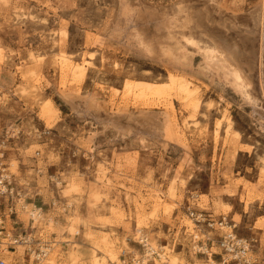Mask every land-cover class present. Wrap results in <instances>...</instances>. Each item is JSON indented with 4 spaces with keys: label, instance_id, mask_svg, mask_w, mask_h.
<instances>
[{
    "label": "rangeland",
    "instance_id": "374dc122",
    "mask_svg": "<svg viewBox=\"0 0 264 264\" xmlns=\"http://www.w3.org/2000/svg\"><path fill=\"white\" fill-rule=\"evenodd\" d=\"M214 44L251 102L208 66ZM177 78L196 86L188 101ZM0 167L44 208L7 218L50 242L42 264H208L192 239L222 231L191 209L264 256V0H0Z\"/></svg>",
    "mask_w": 264,
    "mask_h": 264
},
{
    "label": "built area",
    "instance_id": "2783aa9c",
    "mask_svg": "<svg viewBox=\"0 0 264 264\" xmlns=\"http://www.w3.org/2000/svg\"><path fill=\"white\" fill-rule=\"evenodd\" d=\"M0 197L4 202L2 205L0 201V264H42L50 254V242L37 238L32 225L23 228L15 221L9 226L7 218H17L20 211H26L33 224L43 218L44 208L36 203L28 207L30 203L26 200V194L16 187L11 175L1 167ZM53 205H56V200H53ZM189 214L195 225L205 226L211 232L222 231L217 238L204 233L205 239L199 238V235H194L192 239L193 253L207 259L208 264H264V256L254 251L252 240L238 235L236 224L227 216L218 218L213 213L195 209H191ZM18 246L23 248V263H8L4 252Z\"/></svg>",
    "mask_w": 264,
    "mask_h": 264
},
{
    "label": "bare ground",
    "instance_id": "6f19581e",
    "mask_svg": "<svg viewBox=\"0 0 264 264\" xmlns=\"http://www.w3.org/2000/svg\"><path fill=\"white\" fill-rule=\"evenodd\" d=\"M127 18V17H126ZM166 18V17H165ZM165 25V24H164ZM167 26H168V23H167ZM170 27V26H169ZM161 28V27H160ZM163 28V27H162ZM166 32V31H165ZM133 37L134 38H138L139 42L147 47V48H150L151 47V43L148 41V40H145L142 36H140L139 34L137 33H132ZM162 35V34H161ZM159 36V35H158ZM184 37V36H183ZM158 39L156 40L158 43L160 42L161 43V36L160 38L157 37ZM192 38V37H191ZM193 40V39H192ZM186 41H189L191 43H195L194 41H191L189 38H186ZM162 43H163V40H162ZM161 43V44H162ZM157 44V43H156ZM165 44V43H163ZM182 45V44H181ZM211 45V44H210ZM163 46V45H162ZM176 48V47H175ZM152 49V48H151ZM160 49H163L160 48L159 46V50ZM183 49V48H182ZM149 50V49H148ZM167 50H170V49H167ZM189 50V49H188ZM194 50V49H193ZM150 51V50H149ZM171 51V50H170ZM180 52V50H179ZM183 56L186 57V49H183ZM204 59L205 61L207 62L208 66L214 70L217 75H219L224 81L226 84H228L234 91H236L237 93H239L241 95V97L244 99V100H250L251 102V99H252V96L250 94V91H249V85L250 83L247 81V79L245 78V75L243 74V72L239 69V67H237L235 65V62H233L231 56L227 53V54H224L222 52V50L220 51V49L214 45L212 46H205L204 47ZM168 54V53H167ZM183 59V58H182ZM66 61V59H65ZM70 64V63H69ZM64 66V69L66 67H69V65H66L65 63L63 64ZM70 69V68H69ZM70 71V70H69ZM71 71L74 73V74H78V73H82V65L80 64H74V65H71ZM75 76V75H74ZM80 76V75H79ZM218 77V78H220ZM175 80V79H174ZM173 80V81H174ZM144 86H146V89L147 90H150L151 93H153V91H156V93H160V90H158V87L157 86H160V84H154V83H149V82H144ZM141 86L143 85V83H139L138 85ZM131 85V84H130ZM138 85L136 84L135 88L138 87ZM162 85V84H161ZM165 85V84H163ZM172 85V84H171ZM176 88L178 90V92L180 93L181 95V98L183 99H187V101L189 99H191L193 97V95L195 94L196 92V86H193L191 84V82L189 80H187L186 78H177L176 79ZM134 86V85H133ZM131 86V87H133ZM173 86V85H172ZM157 87V90H154L155 88ZM134 88V89H135ZM140 88V87H139ZM23 89V88H22ZM145 89V87H144ZM34 91V90H33ZM147 92V91H146ZM136 93V92H135ZM138 93H141V91H139ZM155 93V92H154ZM141 94H144V92H142ZM138 95V94H137ZM150 95V94H149ZM148 95V96H149ZM179 95V96H180ZM163 96V95H162ZM97 98V97H96ZM158 98V97H157ZM198 98V97H197ZM196 98V99H197ZM256 98V97H255ZM195 99V98H194ZM147 100V99H146ZM161 100V99H160ZM159 101V100H158ZM254 101V100H252ZM256 101V100H255ZM195 102V101H194ZM193 102V103H194ZM247 102V101H246ZM190 104V103H188ZM187 104V106H188ZM198 103H195V108H196V105ZM47 105V108L45 109V112L46 113H50L51 111H53V109L51 108V105ZM257 106V104H256ZM152 108V107H151ZM198 108V107H197ZM154 118V117H153ZM175 121V120H174ZM141 229V228H140ZM142 242L145 243V245H147V248H148V253L151 254L150 252L152 250H154V247L148 242V239L145 237V236H142ZM18 247H21V246H18ZM22 248V247H21ZM17 252V251H16ZM11 251L9 250V248L4 252L5 254V257L7 258V255H10ZM13 253V251H12ZM15 253V252H14ZM148 256V255H146ZM161 256H164V258H166L167 260V255L165 254H162ZM17 258V257H16ZM148 257H145L144 258V262L145 264H148V260H147ZM169 258V257H168ZM17 260V259H16ZM173 260V259H172ZM8 263H13L11 262L9 259H7ZM174 261V260H173ZM22 262V261H21ZM50 263H54L53 259L52 260H49ZM19 263V262H18ZM94 264H100V261L96 260Z\"/></svg>",
    "mask_w": 264,
    "mask_h": 264
}]
</instances>
